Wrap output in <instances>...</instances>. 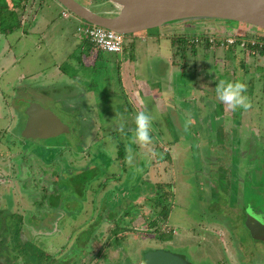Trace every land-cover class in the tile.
I'll use <instances>...</instances> for the list:
<instances>
[{"label": "crops", "instance_id": "crops-1", "mask_svg": "<svg viewBox=\"0 0 264 264\" xmlns=\"http://www.w3.org/2000/svg\"><path fill=\"white\" fill-rule=\"evenodd\" d=\"M45 1L11 0L10 3L0 5L4 6L5 14L8 16L12 14L16 18V24L10 23V26H15L13 29L0 26V41L7 38L13 41V45L5 41L0 50V88L6 96L10 93L15 94L17 88L18 92L35 93L38 101L42 103L43 100H47L48 94L56 96L58 89L61 88L59 84H62L66 95L70 99L71 95L74 96L73 103L80 106L78 119L92 127L89 128L88 138L84 135L83 140L81 137L84 143L93 141L91 133L94 132L96 141L100 143L106 140L114 141L120 136L116 147L118 154L115 155L113 151L99 147L95 153L89 152L88 146L82 147L80 153L89 152L87 156L93 154L87 164L79 167L80 176L84 181L90 178L84 176L91 172L92 168H99V165L103 164L109 165L120 155L123 158L122 148L124 151L129 141L133 144L131 148L137 162L140 156L152 157L153 151L149 147L151 144H155L154 150L159 149L158 145L166 144L164 159L170 164L180 152L186 155L192 153L191 149L195 150L199 159L203 158L199 156L203 151L206 161L210 163L211 147L214 150L216 144L232 142L242 144L233 150L236 160L239 162L247 160L248 152L254 156L251 159L257 160L254 167L252 164L244 166L240 172V176L245 178L242 184L255 185L257 178L264 172V156L261 149L257 150L256 145L264 142V48L251 47L248 41L257 40L254 38L257 36L262 37L261 41L264 42L262 33L256 32L253 35L250 28H232L221 22L172 26L169 29L161 28L155 32H143L125 38L127 42L124 39L123 50L117 54L95 49L86 38L78 34L81 42L87 45V54L81 50L79 56L75 58L72 53L65 51L61 60L46 64L41 60L42 48L45 46L44 30L53 23L47 11L42 10ZM55 3L59 17L66 22L71 14L56 1ZM6 19L7 23L11 20ZM76 21L78 26L86 25L80 20ZM17 31L18 35L14 36ZM187 35L191 38L210 35L216 40L229 36L246 43L244 47L237 43L211 47L205 41L199 44L187 42L183 47L173 44V36ZM72 57L75 61L70 64ZM98 61L110 66L114 73L115 82L111 80L110 93L106 90L103 92V81L95 74L96 71L94 72ZM64 63L68 64L65 70L62 69ZM220 80L244 82L247 86L245 94L251 106L247 110L238 108L233 111L219 101L215 84ZM114 86L118 98L113 101ZM100 111L102 115L100 118L107 120L101 124L98 118ZM138 111H144L151 117V142L147 145H141L135 140L134 116ZM105 128L111 130L105 131ZM105 137L107 139L104 141ZM216 137L223 140L217 141ZM247 143L252 144L254 148L250 149V146H247L249 149H245L244 145ZM217 149L219 150V147ZM259 158L263 160L259 161ZM102 160L109 161L104 163ZM199 174L201 173L197 175ZM146 178L139 181V186L152 184ZM102 182L107 183V178ZM235 184H240L238 179ZM139 186L134 187L132 192H137ZM208 189H211L210 185ZM257 191H259L257 186L251 187L250 194L256 195ZM263 202L264 199L258 209H262ZM167 222L168 217L166 224ZM206 228L210 229V225ZM194 230L196 229L188 227L182 233L177 229H170L169 232H174L176 238L187 240L194 238L192 234L195 233L192 232ZM168 237L166 240L171 241L172 236Z\"/></svg>", "mask_w": 264, "mask_h": 264}, {"label": "rangeland", "instance_id": "rangeland-1", "mask_svg": "<svg viewBox=\"0 0 264 264\" xmlns=\"http://www.w3.org/2000/svg\"><path fill=\"white\" fill-rule=\"evenodd\" d=\"M89 1H92V3L96 2L95 4L99 5L104 11L111 9L106 3H103L105 0ZM5 2L10 3L11 0H0V5H4ZM55 4L53 0H46L42 6V10L47 11L48 17L53 23L51 26H46L44 30L45 46L42 48L43 57L41 60L43 63L46 62V64H52L61 60L65 51L72 53V56H75V58L79 56L81 50H83L84 54H87V45L82 43V40H80L78 36L79 33L77 32V28L79 26L76 21L78 19L71 15L65 22L59 17L58 9ZM3 12L4 6H0V26L16 24V18L14 16L10 17L11 20L7 23L5 20L8 21L6 18L9 17L5 14L6 12ZM204 23L207 22L205 21ZM223 24H227L232 28H248L246 25L234 22H223ZM169 27L172 26L162 28L169 29ZM158 29H153L148 32H155V30ZM261 33L264 34L263 32ZM16 34L18 35V31L15 32L14 36ZM5 41L13 45L11 38L3 39L0 41V50L3 48V43H5ZM125 42H127L126 39ZM54 50H56L55 53H53ZM72 59L73 60L69 61L70 64L75 61L73 57ZM66 68H68V64L64 63L62 69L65 70ZM94 72L97 76H100L103 81V92L106 90L110 93L112 88L110 87L111 80H114V73L111 71L110 66L98 61ZM59 85L61 88L58 89L59 92H57L56 96L48 94L47 100H43L41 105L46 109L52 110V112L58 116L62 122V129L66 131L65 134L50 139V141L66 142L67 145H69L70 151L67 148L65 150L61 148L55 150L56 155L57 152L60 151L64 153V158H61L62 163L63 160H65L68 166L71 165V167L75 168L83 166L87 164V161L89 162L91 155H93L92 153H95L98 147L107 151H113L114 155L118 154L116 147L119 143L118 141H120V136H117V140L115 139L114 141L106 140V136L104 138L106 142L100 143L96 141V132H94L91 133L93 135L91 137L93 140L92 142L89 141L84 143L81 140V137L85 140V137L88 138L90 136L89 128L92 127H89V123L87 125L85 122L82 123L81 120L78 119L77 113H79L80 106L73 103L74 96L71 95L70 99V97L66 95V90L63 89L62 84ZM113 88L114 94L112 95L114 97L112 98L114 101L118 98V94L115 93V86ZM15 97L14 101L17 102V104L18 98L22 100H38L35 93L25 91L18 92V88ZM101 116L100 111L98 113L100 124L101 122L107 121L105 118H100ZM22 124H24V122H22ZM107 130L110 131L111 128H105V131ZM216 138L217 141L223 140L221 137ZM18 139L24 142V138L18 136ZM4 143L5 146L0 149V153L4 154L7 160L4 166L7 168H14V159L17 156L18 159L21 158L24 151L16 145L14 141H6ZM47 143L48 140H37L36 144L42 145ZM214 144H210V146ZM247 144L244 145L245 149H249L247 146H250V149L254 148L252 144ZM132 145L133 144L129 141V144L125 145L124 151L122 148L121 153L124 155L123 158L120 155L118 159H113L109 165H99L97 176L100 182L107 178V175L110 173H112L114 178L110 182H107L104 189H101L94 197L91 191H89L87 198L81 203V207L77 201H69L66 203L69 213L79 211L80 209L78 214H72L71 216L70 213V217L68 216L65 220L62 219L60 222H57V217L54 218L53 215L43 220L42 227H51V229L54 230L52 231L54 236L56 235L55 238L52 239V242H54L56 246L59 244V247L56 248L47 246L50 251L57 254L66 253L70 247L72 250L70 249L68 251L69 256L67 257H72V259H74L69 262H72V264L76 258L78 259L81 257L80 255L78 256V253L83 246L92 248L93 256L97 253L98 255L94 258H92L91 255L86 256L82 259L80 264H105L106 261L111 262L112 260L117 264H141L144 254L151 250H166L173 254L181 255L190 264H208V258L213 261H210L213 264H264V242L252 239L249 231L245 227V217L250 215L251 217H255L254 222L264 234V213L260 212L258 209L264 199V172L257 178L255 185L250 186L249 183L242 184L244 177L242 178L240 176V172L244 166L246 167L251 164L252 167L255 166L254 164L257 160H255V158L251 159L254 157L252 153L248 152L247 160L243 159L239 162L235 159L233 150L237 145L242 146V144H235L232 142L223 143L216 144L214 150H212L211 147L209 151V155L212 157L210 163L206 161L203 151L199 154V156L201 155L203 158L199 159L195 150L191 149L192 153L186 155L180 152V155L175 156L170 164L169 161L164 159V152L167 151V145H158L159 149L154 150L155 144H151L149 147L153 151V153L151 152L152 157L145 156L142 158L140 156L137 162L133 157L135 153L131 148ZM256 145L258 146L257 150L259 151L261 149L262 155L264 156V142ZM83 146H85V148L89 147V152H92L89 156H87L89 152H85V154L76 151ZM217 147H219V150ZM119 149L118 147V150ZM128 149H131L130 154L132 159L130 162L126 158L129 155ZM262 160V158H259V161ZM56 161H60L59 157ZM106 161L108 162L109 160H102L104 163ZM26 163L31 171L29 176L32 177L29 184L38 185V191H40L41 188L50 186L51 183L56 180L57 175L52 174L56 169V164L49 166L44 165L43 161L39 159L27 161ZM62 166H64V163ZM25 171H27V169ZM75 171L77 172V170ZM255 172L256 171H254V176H256ZM198 173L201 174L197 175ZM61 175L65 177L64 174ZM3 176L4 173H1V179H4ZM20 177L22 179L26 178L24 175H20ZM84 177L88 178L89 176L87 174ZM145 177H147L146 180L152 184L149 186H139V181ZM81 178L82 176H77L75 181L80 183L79 181H83ZM237 179L240 184H235ZM108 180L109 179H107V181ZM97 183H91L90 187L94 189L97 188ZM7 185V188L15 189L17 187V183L13 184L9 182ZM208 185L211 186V189H208ZM239 185L242 189L240 187L238 188ZM136 186H139L138 191L140 187L142 188L139 192H135L137 194L132 192V189ZM156 186H160L161 191H164L163 193H166L169 189L172 194V198L169 200H167L165 196L162 197V205L166 204L169 209L167 224V219L164 221L161 215H159L162 205L158 207L154 206V202H158V200H156ZM254 186H257L259 191H257L256 195H251V187L253 188ZM259 186L262 190L259 189ZM77 189L78 186L76 190ZM240 190H242V192ZM107 194L109 201L100 202L101 198L105 197ZM74 195L77 197L79 193L76 192ZM93 198L96 199L94 202ZM17 202L16 211L23 217L26 215L25 210H33L31 208L34 205L30 204V200H28L26 196H23L19 192V189ZM173 202L174 205L172 206ZM2 204L4 205V201H2ZM170 205L171 207L169 208ZM14 206L13 211H15ZM261 207L264 208V202ZM241 208L244 209L241 210ZM63 211H57V216H62L65 212ZM99 211L103 214L102 220L97 218L94 219V216L97 215ZM64 215L67 214L64 213ZM112 215L113 218H111ZM118 219L119 221L116 223ZM123 220L124 222L122 223L121 221ZM98 221H102L101 224ZM153 221H156V227L152 228L150 223ZM59 224H61L60 227ZM116 224L122 228L118 233L120 235L118 239L112 236V231L116 228ZM208 225H210V229L206 230ZM85 227L86 231L84 232L83 230ZM188 227L196 229L192 231L195 232L192 233L194 235L192 239L185 240L176 238L174 232H169L170 229H177L178 232L182 233L183 230ZM29 229L31 231L28 233H31L30 235L32 236H39L42 232L48 234L46 231H40V229L35 230L34 227ZM159 234H164L167 238H169L168 236H172V240L163 243L158 238L160 237ZM202 237H205V239L203 240ZM48 241L45 242V245L49 244ZM87 241L88 243L84 244ZM63 243H68V245H66L64 251H60L59 248L64 245ZM241 259L242 261H240ZM60 261L59 259L58 262Z\"/></svg>", "mask_w": 264, "mask_h": 264}, {"label": "flooded vegetation", "instance_id": "flooded-vegetation-1", "mask_svg": "<svg viewBox=\"0 0 264 264\" xmlns=\"http://www.w3.org/2000/svg\"><path fill=\"white\" fill-rule=\"evenodd\" d=\"M76 1L91 9H94L96 7L99 8V5L95 4L96 2L92 3V1L89 0ZM14 98H16L15 94L10 93L6 96V93L3 91V89L0 88V112L2 114V119H0V149L5 146L4 142L14 141V143H16V145H18L24 151L21 155V158L18 159L17 156L14 159V168H7L6 166H4L7 160L5 158V155L0 153V264H72V262H69L74 259H72V257H67L69 256L68 251L71 249L70 247L68 248L66 253L64 252L60 254L52 252L48 249L47 246L56 248L59 247V244L56 246L54 242H52V239L55 238L56 235L54 236V233L50 231L51 227H42V222L50 215H53L54 218L57 217V222H60L62 219L65 220L66 217H70V213L71 216L72 214H78L80 212V209L79 211L69 213L67 211L66 203H68L69 201H77L79 203V206L81 207V203L87 198V194L89 193V191H91V194L94 197L99 193L101 189H104L107 183L100 182L96 174L99 168L96 167L92 168V175H90V179L88 182L83 184L77 183V181L75 180L77 176L80 177L79 167L75 168L71 167V165L68 166L65 160H63L64 166H62L63 163L61 161V158H64V153L60 151L57 152L56 155L55 152V150L58 148H61L62 150H65L67 148L69 150L70 147L66 142L50 141V139L52 138L35 140L24 138V142H21L18 139V136L23 138V136L21 135V131L24 127V125L22 124L24 119L18 112V106H16V103L14 104ZM37 140H48V143L38 145L36 144ZM81 150L82 147L81 149L78 148L76 151L80 152ZM58 157L60 160L59 162L56 161ZM34 159H39L43 161L44 165L48 166L56 164V169L52 172V174L57 175L56 180H54V182L51 183L50 186L41 188L40 191L37 190L38 185L29 184L32 177L29 176L31 174V171L29 170L26 162L32 161ZM26 169L27 171H25ZM75 170H77V172ZM1 173H4V179H1ZM61 174H64L65 177H63ZM20 175H24L26 178L22 179ZM107 176V179H109L107 182H110L114 179L112 173L108 174ZM9 182H12L13 184L17 183V187L15 189L7 188V183ZM91 183H97V188L94 189L90 187ZM77 186L78 189L76 190ZM18 189L23 196H26L27 199L30 200V204L34 205L31 208L33 210H25L26 215L24 217L18 214V211H16L18 204ZM76 192L79 193L77 197L74 195L76 194ZM105 197L101 198L100 202H108V194L105 195ZM94 200L96 199L93 198V202ZM2 201H4V205L2 204ZM13 206L15 208V211H13ZM242 209L244 208H241V210ZM59 210H64L65 212H63L67 215H64L63 213L62 216H57V211ZM259 211L264 213V208H260ZM96 218L102 220L103 214L99 211V213L94 216V219ZM111 218H113V215L111 216ZM118 221L119 219L116 220V223H118ZM98 222L101 224L102 221ZM121 222L123 223L124 220ZM60 226L61 224H59V227ZM32 227H34L35 230L40 229V231H46L48 234L42 232V234H40L39 236L34 235V237L30 235L31 233H28L29 231H31L29 228ZM121 229L122 228H120L119 225L116 224V228H114L115 231H112V236L118 239V237H120L118 233L119 231H121ZM83 231H86V227ZM57 235L59 236L58 233ZM158 238L163 243L168 242V240H166L167 237H165L164 234H161ZM46 241H48V245H45ZM87 243L88 241L84 244ZM66 245H68V243L64 244L61 248H59V250L64 251ZM20 246L22 248L25 247V254L20 252ZM92 250L93 249L89 246L88 248L85 246H83V248H80L78 256L80 255L81 257H79L78 259L76 258L73 264H80L82 259L89 255H91L92 258L97 257L98 253L93 256ZM162 251L168 252L166 250ZM174 255L184 259V257L181 255ZM59 259L61 260L60 262H58ZM184 260L186 261V264H190L186 259ZM208 261L210 262L211 260L208 258ZM209 262L208 264H213L211 263L213 261H211L210 263ZM105 264L117 263L112 260L111 262L106 261ZM141 264H145L143 260Z\"/></svg>", "mask_w": 264, "mask_h": 264}, {"label": "water", "instance_id": "water-1", "mask_svg": "<svg viewBox=\"0 0 264 264\" xmlns=\"http://www.w3.org/2000/svg\"><path fill=\"white\" fill-rule=\"evenodd\" d=\"M55 1L81 22L124 38L190 22L201 25L205 21L234 22L248 26L253 35L264 33V0H106L111 7L108 11L100 6L91 9L76 0ZM15 103L24 119L23 138L48 139L66 133L58 116L38 100L18 98V104ZM254 220L255 217L247 215L245 227L252 239L264 242V234ZM143 261L145 264H186L183 258L162 250L146 252Z\"/></svg>", "mask_w": 264, "mask_h": 264}, {"label": "built area", "instance_id": "built-area-1", "mask_svg": "<svg viewBox=\"0 0 264 264\" xmlns=\"http://www.w3.org/2000/svg\"><path fill=\"white\" fill-rule=\"evenodd\" d=\"M86 24V23H85ZM77 32L82 34L86 38L87 42L93 46L95 49L110 53L117 54L123 50L124 37L113 31H109L102 27L92 26L89 24L79 26ZM205 41L209 46H226L238 44L240 47H244L245 43L236 37H224L222 39L216 40L214 36H196L191 39L192 44H199ZM248 45L256 48H264V42L260 39H250Z\"/></svg>", "mask_w": 264, "mask_h": 264}, {"label": "clouds", "instance_id": "clouds-1", "mask_svg": "<svg viewBox=\"0 0 264 264\" xmlns=\"http://www.w3.org/2000/svg\"><path fill=\"white\" fill-rule=\"evenodd\" d=\"M246 84L241 81L220 80L215 84L217 99L225 104L229 109L247 110L251 104L246 93ZM134 136L135 140L141 145H147L151 142V117L144 111L136 112L134 116ZM122 127V125H121ZM129 155L126 157L130 162L132 159L131 149H128Z\"/></svg>", "mask_w": 264, "mask_h": 264}, {"label": "trees", "instance_id": "trees-1", "mask_svg": "<svg viewBox=\"0 0 264 264\" xmlns=\"http://www.w3.org/2000/svg\"><path fill=\"white\" fill-rule=\"evenodd\" d=\"M107 1L105 0L104 1V3H106ZM108 7H110V5H107ZM13 15L12 14H9V18L10 17H12ZM6 22H7V20H5ZM212 23V22H221V23H223L224 21H207V23ZM225 23V22H224ZM186 24H196V23H192V22H190V23H185V24H180V25H186ZM179 25V26H180ZM176 26H178V25H176ZM15 26H7V29H9V28H11V29H13ZM190 38L191 37H189L188 35L187 36H173L172 37V42H173V44L174 45H179V46H184V44L185 43H189V44H192L191 43V40H190ZM193 38V37H192ZM191 38V39H192ZM254 38H257V39H260V40H262L263 38L262 37H254ZM88 173V176H90V175H92L91 174V172H87ZM82 179V178H81ZM89 179L90 178H88V180H86V181H79L80 183H86V182H88L89 181ZM156 190H157V196H156V200H158V202H154V206H160V205H162V197L163 196H165L166 198H167V200H169V199H171L172 198V194H171V192H170V190L168 189V191L166 192V193H163L164 191H161V187L160 186H156ZM171 207V205L169 206V208ZM168 211H169V209H168V207L166 206V204L164 205H162V207H161V209H160V211H159V215H161V217H162V219L165 221L166 219H167V216H168ZM150 226L153 228V227H156V221H153V222H151L150 223ZM165 239V238H164ZM19 245H20V243H19ZM20 252L21 253H26V249H25V247H21L20 246ZM27 255V254H26Z\"/></svg>", "mask_w": 264, "mask_h": 264}]
</instances>
